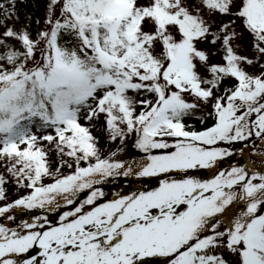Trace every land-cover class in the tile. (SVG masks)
Wrapping results in <instances>:
<instances>
[{"label": "snow or ice", "instance_id": "obj_1", "mask_svg": "<svg viewBox=\"0 0 264 264\" xmlns=\"http://www.w3.org/2000/svg\"><path fill=\"white\" fill-rule=\"evenodd\" d=\"M0 10V264H264V152L220 167L264 147V0Z\"/></svg>", "mask_w": 264, "mask_h": 264}, {"label": "trees", "instance_id": "obj_2", "mask_svg": "<svg viewBox=\"0 0 264 264\" xmlns=\"http://www.w3.org/2000/svg\"><path fill=\"white\" fill-rule=\"evenodd\" d=\"M3 2L4 0H0V3H3ZM47 3H48V0H16V9L19 15V20L15 22L16 27L20 28L22 25L28 24L29 18H30L31 19V31L34 34L37 28L35 21L37 19L43 21ZM0 19H2V17H0ZM9 23H11V21ZM0 31H3L2 27H0ZM188 122L192 123L197 128L202 127V125H200L199 121L196 119H191ZM208 123L210 125L211 121H209ZM94 132L100 138V146L104 150L105 155H107L109 151H115L117 147H120L119 142L112 143L108 141L103 132H100L97 130H94ZM129 142L131 143L132 148L135 150V152L138 155H142V156L144 155L143 153H141L138 149L134 147L133 141H129ZM55 159H56L55 156H53V160ZM225 163L226 161L222 163L221 165ZM0 171H2V169H0ZM203 171H206V170H203ZM203 171L201 170L200 172H203ZM137 186L141 187V182L137 184H130L128 180H125L121 184L119 181H115L111 184L104 185L103 190L107 193V197L110 199L115 195L117 191L125 192L128 189H136ZM11 192H14L15 194L18 195V193L15 191L14 186L12 184H9L8 193H11ZM32 214H42V213L37 210H33V213H30L29 211H26V210L25 211L16 210V212L14 213V215H16L17 217V222H19V220L21 219H30ZM0 223L9 224V222L4 217H0ZM10 226H15V225L13 224Z\"/></svg>", "mask_w": 264, "mask_h": 264}, {"label": "rangeland", "instance_id": "obj_3", "mask_svg": "<svg viewBox=\"0 0 264 264\" xmlns=\"http://www.w3.org/2000/svg\"><path fill=\"white\" fill-rule=\"evenodd\" d=\"M249 71H258V67L257 68H250ZM199 115V114H197ZM255 147L253 148L251 144L247 145L246 148V155L245 156H241L239 154V152L237 151V154L231 158V160H226V163L221 165V169L224 168H228L229 164H236V163H247L249 160H253L255 161L257 167H260V160H259V156L258 153H262L264 152V147L261 146V142L257 139L255 140ZM131 143H127L126 146H124V151L120 153V158H124V159H139L142 155H138L135 150L131 149ZM241 144L238 143L235 145V148L238 150L241 148ZM203 171V170H202ZM212 172L210 170H206L203 172H199L197 173V175L203 177V178H211L212 176ZM157 181L155 179L151 180V181H143L142 185L145 187H154L156 186ZM131 190H135V189H129L128 191ZM127 191V192H128ZM9 195V200H14L17 197V194H15L14 192L8 193ZM27 211V210H26ZM54 215V214H52Z\"/></svg>", "mask_w": 264, "mask_h": 264}]
</instances>
